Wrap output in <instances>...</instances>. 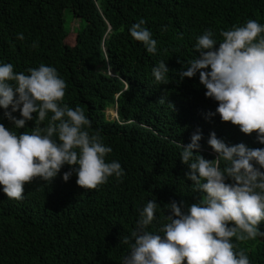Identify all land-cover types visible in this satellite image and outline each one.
<instances>
[{
    "label": "trees",
    "instance_id": "obj_1",
    "mask_svg": "<svg viewBox=\"0 0 264 264\" xmlns=\"http://www.w3.org/2000/svg\"><path fill=\"white\" fill-rule=\"evenodd\" d=\"M66 15L81 20L72 45L67 44L71 21ZM140 19L157 41L156 54L130 35ZM249 19L264 24V0H0V62L25 74L41 64L55 67L67 84L63 103L84 110L91 121L86 130L112 147L106 160L118 161L125 172L119 180L86 190L75 175L63 181L65 166L53 183L26 184L23 200L0 191V264H123L149 199L161 206L148 229L158 232L167 222V204L191 205L204 195L185 179L189 169L174 141L187 145L201 130L199 154L210 161L217 157L207 143L213 132L229 145L264 148L256 133L244 134L218 114L209 117L217 102L205 96L199 74L178 79V71L197 55L198 36L211 30L219 43L222 30ZM160 61L170 69L162 83L152 75ZM115 105L122 124L106 116ZM33 116L17 129L0 109V123L17 135L36 127ZM50 117L37 123L47 126ZM259 228L264 232V223ZM124 237L129 244L121 242ZM234 243L250 264H264V237Z\"/></svg>",
    "mask_w": 264,
    "mask_h": 264
},
{
    "label": "clouds",
    "instance_id": "obj_2",
    "mask_svg": "<svg viewBox=\"0 0 264 264\" xmlns=\"http://www.w3.org/2000/svg\"><path fill=\"white\" fill-rule=\"evenodd\" d=\"M145 24L144 19L133 24L130 35L148 53L156 54L157 41ZM161 30L167 28L162 26ZM220 36L219 43L211 30L197 37V55L186 67L182 64L179 82L199 74L205 96L217 102L209 117L218 114L223 122L239 126L242 133H256L258 142L264 144V24L249 19L243 26L222 30ZM17 39L24 40V35L18 33ZM169 72L164 61L152 68L156 82H165ZM66 88L55 67L41 64L25 74L15 72L10 63L0 62L4 117L13 127L24 129L35 114L36 124L30 133L17 135L12 127L0 123V191L9 199L23 200L25 185L36 180L53 183L65 166L69 171L63 172V181L75 175L77 185L86 190L125 175L118 161L106 160L112 147L86 130L91 121L84 110L63 103ZM112 108L117 119L110 121L122 124L118 106L108 109ZM50 113L49 123L41 127L37 121H45ZM202 139L198 129L187 145L174 143L189 169L185 179L192 182L195 192L204 195L191 205L183 201L167 204V222L158 232L148 229L161 206L156 199H149L139 212L131 233L134 242L123 264H250L244 251H236L234 240L264 237L259 228L264 223V148L229 145L213 132L207 143L217 157L210 161L199 154ZM121 242L130 243L128 237Z\"/></svg>",
    "mask_w": 264,
    "mask_h": 264
},
{
    "label": "rangeland",
    "instance_id": "obj_3",
    "mask_svg": "<svg viewBox=\"0 0 264 264\" xmlns=\"http://www.w3.org/2000/svg\"><path fill=\"white\" fill-rule=\"evenodd\" d=\"M68 21H71L70 25H71V32L69 37L67 38V44L72 45L74 44L75 41V37L77 34V30L81 27V20L80 19H73L70 16L66 15ZM111 70L109 69V66H107V70L106 73L112 75V73L110 72ZM107 114V118L109 120H116L117 116H116V112L112 109H108L106 111Z\"/></svg>",
    "mask_w": 264,
    "mask_h": 264
}]
</instances>
